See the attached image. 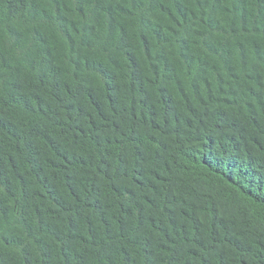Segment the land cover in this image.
<instances>
[{
	"label": "trees",
	"instance_id": "trees-1",
	"mask_svg": "<svg viewBox=\"0 0 264 264\" xmlns=\"http://www.w3.org/2000/svg\"><path fill=\"white\" fill-rule=\"evenodd\" d=\"M0 264H264V0H0Z\"/></svg>",
	"mask_w": 264,
	"mask_h": 264
}]
</instances>
